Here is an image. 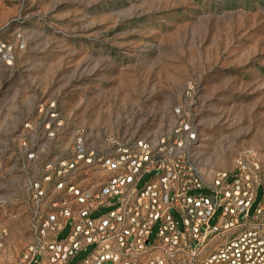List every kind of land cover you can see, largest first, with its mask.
<instances>
[{"label": "rangeland", "instance_id": "obj_1", "mask_svg": "<svg viewBox=\"0 0 264 264\" xmlns=\"http://www.w3.org/2000/svg\"><path fill=\"white\" fill-rule=\"evenodd\" d=\"M50 108L63 119L52 138ZM75 126L90 144L105 132L154 143L180 127L205 176L230 172L241 151L264 149V0H0V264L29 244L28 180L68 153Z\"/></svg>", "mask_w": 264, "mask_h": 264}, {"label": "built area", "instance_id": "obj_2", "mask_svg": "<svg viewBox=\"0 0 264 264\" xmlns=\"http://www.w3.org/2000/svg\"><path fill=\"white\" fill-rule=\"evenodd\" d=\"M62 126L50 108L44 135L52 138ZM179 129L154 143L105 132L102 143L90 144L87 129L75 126L68 153L46 160L28 180L31 240L11 264H68L86 245L92 247L74 264H264V149L243 150L230 172L205 176ZM152 171L138 187L141 174ZM258 186L261 198L250 212ZM103 206L108 210L92 214ZM66 223L68 233L58 238Z\"/></svg>", "mask_w": 264, "mask_h": 264}, {"label": "crops", "instance_id": "obj_3", "mask_svg": "<svg viewBox=\"0 0 264 264\" xmlns=\"http://www.w3.org/2000/svg\"><path fill=\"white\" fill-rule=\"evenodd\" d=\"M86 246H88V245H86ZM84 248H85V247H84ZM84 248H83V249H84ZM83 249H81V250H83ZM79 251H80V250H79ZM79 251H78V252H79ZM78 252H77V253H78ZM77 253H76V254H77ZM76 254H75V255H76ZM75 255H74V256H75ZM74 256H72V257L68 260V263L70 262V260H71Z\"/></svg>", "mask_w": 264, "mask_h": 264}]
</instances>
